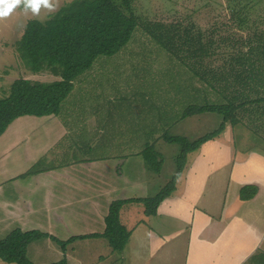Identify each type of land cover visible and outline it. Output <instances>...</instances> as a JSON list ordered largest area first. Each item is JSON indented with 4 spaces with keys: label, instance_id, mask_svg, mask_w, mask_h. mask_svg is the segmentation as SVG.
I'll return each instance as SVG.
<instances>
[{
    "label": "rangeland",
    "instance_id": "1",
    "mask_svg": "<svg viewBox=\"0 0 264 264\" xmlns=\"http://www.w3.org/2000/svg\"><path fill=\"white\" fill-rule=\"evenodd\" d=\"M73 1L49 0L53 7L42 5L34 14L31 9H25L24 0H21L9 16L0 18V99L10 94L12 84L18 79L46 84L62 79L51 69L38 74L32 72L20 58L16 44L31 20L46 22ZM231 1L136 0L134 9L145 24H196L205 35L213 36L217 43L223 40L224 43L207 60L206 65L226 71L228 62L237 54L248 51L249 45H245L248 40L264 30V0H253L249 8L243 11L245 13L242 15L247 19L243 25H238L240 14L234 13ZM235 10L237 12L240 8ZM206 86L140 26L122 51L111 57L98 58L94 66L74 82L72 92L62 103L60 114L56 117L64 128L63 132L57 124L54 128H48L42 123V118L22 117L0 137V206L6 202L13 206L19 203L21 209L25 210L24 204L28 201L33 209L39 211L30 217L31 223L22 226L16 221L10 223L8 213L0 207V239L23 227L24 232L39 230L61 241L105 231V218L102 217L85 218L83 221L69 217L68 222L58 217H48L50 220H46L41 198H23L34 195L20 187L28 184L27 172L31 166H34L31 167L33 173L66 168L74 176L82 177V172L87 169L84 163L100 159L103 160L100 165L104 167L102 184L119 179L120 188L127 190L125 198L116 196L119 193L112 195V202L156 197L176 174V158L180 154L179 145L165 142L162 135L168 132L171 136L196 140L216 131L223 122L220 115L213 113L183 119L187 106L204 104ZM207 97L209 101L223 102L212 91ZM262 120L256 125L261 126L258 129L241 125L240 136L237 137L235 133V144L237 142L245 149L264 144ZM233 129L237 127L227 123L224 132L211 140V144H219L218 149L224 146L213 153V158L222 160L226 157L229 152L227 146L231 147ZM246 129H249L248 132ZM226 141L228 143H224ZM148 144L154 145L162 156L159 173L153 172L141 155ZM208 144L202 147L206 153L212 150V145ZM47 148L50 150L46 151ZM195 159L193 157L191 160L192 170L197 169L201 174L207 172L208 169L202 165L198 167L201 156ZM15 180L19 184H15ZM85 206L81 205L78 209ZM167 209L163 208L164 211ZM144 210L140 202L130 203L123 208L121 221L128 230H134V235L122 252L115 251L103 237H87L68 243L67 253L64 254L57 242L43 238L28 246L27 257L34 264H54L65 257L68 264H151L149 258L153 246L149 244L152 242L147 233L148 223L159 234L175 232L179 224L170 222L169 230L165 228L167 224L159 228L157 221L149 219ZM2 217L8 223L2 222ZM140 223L146 225L137 229ZM170 241L174 250L168 253L169 258H163L169 259L163 264H184L188 235L172 237ZM158 262L161 263V260ZM0 264L7 263L0 259Z\"/></svg>",
    "mask_w": 264,
    "mask_h": 264
},
{
    "label": "trees",
    "instance_id": "2",
    "mask_svg": "<svg viewBox=\"0 0 264 264\" xmlns=\"http://www.w3.org/2000/svg\"><path fill=\"white\" fill-rule=\"evenodd\" d=\"M135 1L75 0L62 7L46 22L31 20L27 24L21 40L16 44L20 58L35 74L51 69L62 79L47 84L33 83L26 79L15 81L10 94L0 99V137L13 122L22 117L59 116L61 105L72 92L74 82L89 71L98 58L111 57L122 51L140 26L144 27L160 47L187 66L202 84L207 85L204 104L187 106L183 119L213 113L221 116V126L196 140L171 136L165 132L162 139L180 147V154L176 158V174L154 198L112 202L105 217L106 227L102 234L76 236L68 241H61L39 230L24 232L15 229L4 239H0V259L4 263L34 264L27 257L28 246L43 238L57 242L64 254L67 253L68 243L87 237H103L115 251L122 252L133 232L121 221V212L126 205L143 203L144 214L147 217L156 216L160 205L175 193L177 182L191 156L205 143L222 134L227 123L237 128L241 125L261 128L256 125L262 120L260 117L264 120V30L255 33L253 39L248 40L245 44L249 45L248 51L237 54L228 62L226 71H219L206 65V62L217 53L223 40L217 43L213 36L205 35L196 24H145L135 13ZM252 1H231L234 13L240 14L238 25L247 23L242 14ZM236 8L240 10L236 12ZM211 91L223 102L209 101L207 95ZM141 155L153 172L161 171L162 156L154 145H146ZM33 172L31 170L28 175L34 174ZM258 192L257 185H246L240 189L239 198L251 201ZM54 264H68V261L65 257Z\"/></svg>",
    "mask_w": 264,
    "mask_h": 264
},
{
    "label": "crops",
    "instance_id": "3",
    "mask_svg": "<svg viewBox=\"0 0 264 264\" xmlns=\"http://www.w3.org/2000/svg\"><path fill=\"white\" fill-rule=\"evenodd\" d=\"M42 119V123L48 128H54L57 124L64 131L56 116ZM240 131L241 127L233 129L231 147L227 146L229 152L222 160L212 156L224 146L218 149L219 144H211V141L202 146L208 143L212 145L210 152L206 153L201 147L194 153L173 196L160 205L156 216L148 217L157 221L159 228L167 224L166 230H169L170 222L179 224L177 231L175 229V232L159 234L148 223L147 233L152 242L149 244L153 246L149 258L151 264H163L169 260L163 258H169L168 253L174 250L170 246V240L184 234L188 235L184 264H264V144L260 143L259 147L251 145L247 149L237 142L236 145L235 138L240 136ZM49 150L50 148L46 149ZM199 155L201 160H197L198 167L202 165L208 169L204 174L197 169L192 170L191 160ZM102 161L96 159L92 163H84L87 169L82 172V177L74 176L66 168L48 169L28 175L34 168L31 166L27 172L28 184L20 187L30 190L34 195L22 197L26 200L41 198L46 220L52 217H58L63 222L70 221V218L75 221L105 218L112 195L119 193L116 196L125 198L127 190L120 188L119 179L107 185L102 184ZM14 183L19 184L17 180ZM246 185L259 187L258 195L251 201L239 198L240 189ZM84 204L86 206L79 210L78 207ZM24 205L25 210L21 209L19 203L13 206L6 202L0 207L8 213L10 223L16 221L26 226L32 222L30 217L39 211L33 209L28 201ZM164 207L168 208L167 211L163 210ZM4 221L2 217V222ZM144 225L146 224L140 223L137 229Z\"/></svg>",
    "mask_w": 264,
    "mask_h": 264
},
{
    "label": "clouds",
    "instance_id": "4",
    "mask_svg": "<svg viewBox=\"0 0 264 264\" xmlns=\"http://www.w3.org/2000/svg\"><path fill=\"white\" fill-rule=\"evenodd\" d=\"M20 3L21 0H0V18L9 16ZM42 5L49 8L53 7L49 0H24L25 9H31L34 14Z\"/></svg>",
    "mask_w": 264,
    "mask_h": 264
}]
</instances>
